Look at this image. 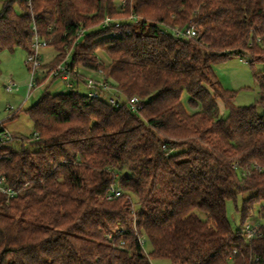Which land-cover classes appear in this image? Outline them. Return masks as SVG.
I'll return each mask as SVG.
<instances>
[{"label":"trees","instance_id":"1","mask_svg":"<svg viewBox=\"0 0 264 264\" xmlns=\"http://www.w3.org/2000/svg\"><path fill=\"white\" fill-rule=\"evenodd\" d=\"M36 33L57 51L41 68L69 53L72 69H102L121 104L44 89L8 118L24 110L34 131L0 143V175L19 191H0V264H264V224L252 239L241 229L264 217V0H4L0 52H31ZM235 56L259 84L249 105L215 70Z\"/></svg>","mask_w":264,"mask_h":264},{"label":"rangeland","instance_id":"2","mask_svg":"<svg viewBox=\"0 0 264 264\" xmlns=\"http://www.w3.org/2000/svg\"><path fill=\"white\" fill-rule=\"evenodd\" d=\"M3 1L4 0H0V11L3 7ZM55 55L56 50L52 45L49 44L43 47L41 49L42 64H47V62L53 59ZM99 55L103 61L102 55ZM27 56L28 52L22 48H18L14 51L3 50L0 52V120L8 117V105H12L15 109L20 107L25 109L34 104L44 91V89H41V86L36 87L30 95V98L24 101L28 93L27 83L31 77L30 71L25 62ZM256 68L258 70H263L264 63H257ZM215 70L222 85L225 88L235 91V104L239 106L249 105L259 99V84L254 77L253 70L248 60L243 61L241 57L238 56L231 57L217 63L215 65ZM41 75L40 71H38L37 76L40 78ZM10 78L18 83V90L9 91L6 89L5 84ZM81 91L84 93L86 92V90L83 89H81ZM189 98V93L185 91L183 94V100L187 107H189ZM219 104L223 107L221 100H219ZM259 112L263 113L264 110L259 107ZM223 113H227L224 107ZM6 124L11 132L31 135L34 131L33 121L24 110L21 111L16 118L8 119ZM242 199L243 197L239 196L236 202L233 200L227 201V214L233 230H237L241 226L240 208L242 206ZM202 215L204 216L203 213ZM248 221L258 225L264 223V217H260L258 212H256V214H254V216ZM144 249L146 253H149L151 250V244L146 237L144 238ZM151 261L153 264H171L170 260L165 258L155 257L152 258Z\"/></svg>","mask_w":264,"mask_h":264},{"label":"built area","instance_id":"3","mask_svg":"<svg viewBox=\"0 0 264 264\" xmlns=\"http://www.w3.org/2000/svg\"><path fill=\"white\" fill-rule=\"evenodd\" d=\"M125 2H123L122 5H124ZM104 24L108 27H110L112 30L117 29L115 33H120V21L117 19L107 15L104 19ZM173 34L180 36V37H191L197 34V29L195 25H192L186 29H180V28H174ZM257 41H262V37H257ZM49 45V42L38 36L36 33L33 37L32 42V51L28 53L27 59H26V65L30 71L31 77L30 80L27 83L28 86V93L26 98L27 100L30 98V95L34 91L36 87L40 86V83L38 82V76L37 73L41 69V66L43 65L41 62V49L45 46ZM69 60V53L65 56V58L58 62L57 64L53 66H49L46 68V74L45 76L50 79H58L64 81V87L62 91H65L67 89H70L74 86L73 79H74V73L83 76L85 78V84L88 87L87 94L90 98H102L107 100L109 103L120 106L121 104V98L117 95L118 89L115 87L114 83L111 81L110 78H107L105 76V73L102 69L94 70L90 69L84 66H80L78 68L72 69L68 65ZM87 71V73H85ZM6 89L9 91L18 90L19 85L18 83L13 80L9 79L7 83L5 84ZM140 98L138 96H132L129 99V103L131 105L132 110L137 109V103L139 102ZM23 101V103H24ZM21 108V107H20ZM9 115L7 118L0 120V143L12 140V132L7 126V119L18 109H15L12 105L7 106ZM2 156H0L1 158ZM0 191L3 193H6L8 198L10 199L18 194V190L14 187L10 186L6 177L4 175H0ZM112 194L108 196V198H112L113 196H119L121 194V190L115 186L112 187ZM241 229L246 236L247 239H252L259 235V224L256 225L254 223H250L249 221L241 226ZM141 242H144V238H140Z\"/></svg>","mask_w":264,"mask_h":264},{"label":"crops","instance_id":"4","mask_svg":"<svg viewBox=\"0 0 264 264\" xmlns=\"http://www.w3.org/2000/svg\"><path fill=\"white\" fill-rule=\"evenodd\" d=\"M55 49V48H54ZM100 54L102 55L103 57V61L105 63H109L110 59L109 57L106 55L105 52L103 51H100ZM56 55H57V51H56ZM55 55V56H56ZM54 56V57H55ZM53 57V58H54ZM243 61H245L246 59H243L241 58ZM52 60V59H51ZM50 60V61H51ZM48 63V62H47ZM44 69L46 68H41L39 71L40 73L42 74L41 77H40V86H41V89H48L49 92H61L63 90V87H64V81L62 80H58V79H50L48 77L45 76L46 73H44ZM85 73H87V71H85ZM73 83H74V86L78 87L80 90L83 89V90H86L87 92V86L85 84V78L83 76H81L79 79L78 78H74L73 79ZM229 89V88H228ZM184 102V100H183ZM185 103V102H184ZM223 104V103H222ZM189 106V104H188ZM223 107H224V104H223ZM223 107L220 105V108H221V113H223ZM188 110H194L193 108H191L190 106L187 107ZM225 114V113H223ZM260 224H264V223H260Z\"/></svg>","mask_w":264,"mask_h":264}]
</instances>
